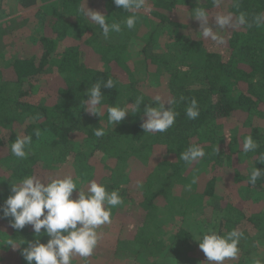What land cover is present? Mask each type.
Here are the masks:
<instances>
[{"label": "trees", "instance_id": "trees-1", "mask_svg": "<svg viewBox=\"0 0 264 264\" xmlns=\"http://www.w3.org/2000/svg\"><path fill=\"white\" fill-rule=\"evenodd\" d=\"M86 3L110 23L128 15L112 0H0V22L11 9L21 13L0 24V31L12 35L0 39V206L11 195V183L25 176L71 175L78 190L96 180L123 198L87 264H156L168 251L186 264L196 261L187 255L193 248L201 252L199 264H211L193 238L210 228L222 235L244 232L239 258L229 264L264 258L252 254L253 244L264 246V177L255 186L247 182L253 168L264 171L258 163L264 155V25L224 30L225 43L217 45L197 36L200 24L190 17L200 5L211 11L210 0H147L150 11L138 14L133 30L106 40L81 14ZM214 11L251 18L264 12V0H239V9L224 0ZM210 26L215 30L214 20ZM155 73L160 81L153 84ZM109 78L115 87H102L103 106L133 104L143 96V109L156 95L175 99L174 125L144 133L143 111L115 126L106 109L100 123L83 102L93 84ZM193 98L200 114L189 120L185 109ZM101 127L105 134L97 138L94 129ZM20 134L33 136L25 159L10 152ZM248 135L258 141L256 151H243ZM192 145L206 155L188 164L180 153ZM177 216L195 223L188 227ZM9 239L24 245L12 250ZM35 239L31 225L15 230L10 218H0V264H27L21 252ZM74 260L85 264L81 257Z\"/></svg>", "mask_w": 264, "mask_h": 264}, {"label": "clouds", "instance_id": "clouds-1", "mask_svg": "<svg viewBox=\"0 0 264 264\" xmlns=\"http://www.w3.org/2000/svg\"><path fill=\"white\" fill-rule=\"evenodd\" d=\"M118 8L128 15L119 21L109 22V17L99 11H93L87 7L80 8V12L101 30L104 39H109L111 33H121L125 28L133 30L137 24L138 14L142 11H150L147 0H112ZM211 11L208 7L200 5L190 11L200 24L197 36L204 40H210L217 45H223L225 38L220 33L224 30H237L242 27L252 28L264 25V12L257 13L251 18L244 12L237 15L232 11L215 12L224 4V0H210ZM234 7L239 9V0H234ZM214 20L216 28L210 26ZM104 89L115 87V81L111 78L106 82H96L86 92L84 111L100 118L107 110L108 123L118 125L129 114L134 115L143 111L146 119L141 127L144 133L166 132L171 128L178 113L173 105L175 99L164 101L160 95H156L152 103L144 105L143 96L137 97L133 104L128 102L121 106H103ZM184 98L181 97V100ZM189 120L198 118L199 105L195 98L185 109ZM39 115L31 119H39ZM97 138L103 137L104 128H95L93 132ZM39 138V130L35 131ZM33 136L20 134L11 143V155L18 159L27 158L31 151ZM258 141L252 135H248L243 141V151L252 152L258 148ZM206 155L200 145L189 146L180 153V160L192 164ZM258 163L264 164V155L259 157ZM264 177V171L253 168L247 182L255 186L257 181ZM77 181L67 175L63 178L47 180L36 174L23 177L18 183H11V195L0 206V218H10V226L15 230H22L31 225L36 239L27 242V247L21 252L27 264H73L74 257L87 260L91 257L102 239L101 231L104 225L112 223V209L123 203L118 190L109 191L102 183L96 180L89 181L86 190H78ZM74 191L77 196L73 199ZM43 230V232H42ZM47 236V243H41V236ZM198 242L200 250L205 254L211 264H225L227 260H236L240 255V242L244 239V232L239 228L233 229L222 235L213 229L193 237ZM13 239L7 240V245L12 250L21 248ZM253 264H264V258L255 257Z\"/></svg>", "mask_w": 264, "mask_h": 264}, {"label": "rangeland", "instance_id": "rangeland-1", "mask_svg": "<svg viewBox=\"0 0 264 264\" xmlns=\"http://www.w3.org/2000/svg\"><path fill=\"white\" fill-rule=\"evenodd\" d=\"M9 10V9H8ZM13 10L14 9H11V10H9V11H7L6 13H4L2 16H3V18H5L2 22H0V24H2V23H4V22H6V21H14L15 19H17L20 15H21V13H19L18 11L16 12V10H14V13H13ZM10 11H12V15L9 17L8 16V14H9V12ZM4 31L2 30V31H0V39H5V40H9V39H12V35L10 34V32L8 31V30H6V32L8 33V34H4L3 33ZM164 39H166V37L165 36H162V37H160V40H159V43L160 44H162V43H164ZM162 76V75H161ZM150 81L153 83V84H156V83H158V81H160V77H159V74L158 73H155V74H153L152 75V77L150 78ZM132 191L134 190L135 191V189L133 188V189H131ZM178 215V214H177ZM178 217V219H181V222L183 223V221H182V217L181 218H179L180 216H177ZM188 219H190V220H188ZM191 217L190 216H188V218H187V220L185 219V221H184V223H185V225H187V224H190V225H194V221L192 220L191 221ZM180 221V220H179ZM181 223V224H182ZM183 223V224H184ZM175 225L177 224L176 222L174 223ZM182 224V225H183ZM188 226V225H187ZM189 227V226H188ZM166 230H167V228H166ZM194 244H196V245H198V243L196 242H194ZM169 252V257H166V259H162V260H160V261H154V262H156V264H181V260H180V258L179 259H177V257L175 256V253L173 252V251H168ZM196 253H198V254H196ZM264 253V246H260V245H258L257 247H256V244H253V255L255 254V255H260V254H263ZM183 254H184V251H183ZM187 255L188 256H190L191 257V259H193L194 258V255H196V261H194V262H191V260H189V261H187L186 262V264H199V262H198V260H199V257H200V255H201V252L199 251V249H196V248H193V250L191 251V252H188L187 253ZM197 255H198V257H197ZM182 258V257H181ZM80 261V260H79ZM73 264H83V262L82 261H80V262H75V260L73 259ZM225 264H229V261L227 260V261H225Z\"/></svg>", "mask_w": 264, "mask_h": 264}]
</instances>
